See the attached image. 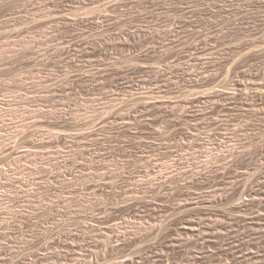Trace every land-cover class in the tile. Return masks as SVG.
I'll return each mask as SVG.
<instances>
[{
  "label": "rangeland",
  "instance_id": "obj_1",
  "mask_svg": "<svg viewBox=\"0 0 264 264\" xmlns=\"http://www.w3.org/2000/svg\"><path fill=\"white\" fill-rule=\"evenodd\" d=\"M0 264H264V0H0Z\"/></svg>",
  "mask_w": 264,
  "mask_h": 264
},
{
  "label": "bare ground",
  "instance_id": "obj_2",
  "mask_svg": "<svg viewBox=\"0 0 264 264\" xmlns=\"http://www.w3.org/2000/svg\"><path fill=\"white\" fill-rule=\"evenodd\" d=\"M237 85H238V84H237ZM262 85H263V84H262ZM239 87H240V86H239ZM240 88H241V87H240ZM240 88H239V89H240Z\"/></svg>",
  "mask_w": 264,
  "mask_h": 264
}]
</instances>
